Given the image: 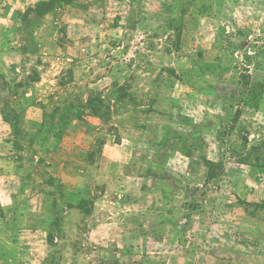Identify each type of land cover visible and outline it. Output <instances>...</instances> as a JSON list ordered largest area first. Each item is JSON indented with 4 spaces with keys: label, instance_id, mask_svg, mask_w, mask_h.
I'll return each instance as SVG.
<instances>
[{
    "label": "rangeland",
    "instance_id": "1",
    "mask_svg": "<svg viewBox=\"0 0 264 264\" xmlns=\"http://www.w3.org/2000/svg\"><path fill=\"white\" fill-rule=\"evenodd\" d=\"M48 1L0 0V264H264V0Z\"/></svg>",
    "mask_w": 264,
    "mask_h": 264
},
{
    "label": "trees",
    "instance_id": "2",
    "mask_svg": "<svg viewBox=\"0 0 264 264\" xmlns=\"http://www.w3.org/2000/svg\"><path fill=\"white\" fill-rule=\"evenodd\" d=\"M53 0H50L48 2H43L39 5L36 6V15L40 16L43 15L44 13L48 12L51 8V4H52ZM47 7V9H45Z\"/></svg>",
    "mask_w": 264,
    "mask_h": 264
}]
</instances>
